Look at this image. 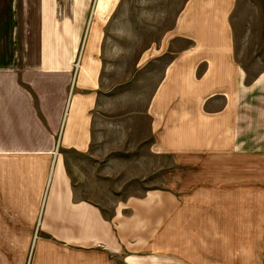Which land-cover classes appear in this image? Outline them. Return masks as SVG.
<instances>
[{
  "label": "crops",
  "instance_id": "crops-1",
  "mask_svg": "<svg viewBox=\"0 0 264 264\" xmlns=\"http://www.w3.org/2000/svg\"><path fill=\"white\" fill-rule=\"evenodd\" d=\"M221 1H186L171 39L189 44L172 49L166 88L140 113L167 172L109 203L94 196L104 187L73 185L67 166L104 128L99 60L90 39L78 50L82 17L61 23L42 1L36 58L0 68V264L15 257L4 243H32L24 264H264L259 103L243 108Z\"/></svg>",
  "mask_w": 264,
  "mask_h": 264
},
{
  "label": "rangeland",
  "instance_id": "rangeland-1",
  "mask_svg": "<svg viewBox=\"0 0 264 264\" xmlns=\"http://www.w3.org/2000/svg\"><path fill=\"white\" fill-rule=\"evenodd\" d=\"M42 1L0 0V68L7 67L13 57L36 58L39 27L35 16ZM186 1L107 0L98 10V0H44L61 23H71L75 14L82 17L78 50L90 39L91 55L99 60V109L104 117L100 114L96 123L104 128L99 138L93 130L94 143L88 153L73 151L71 161L67 160L73 185L104 187L94 195L98 200L109 203L160 182L158 169L163 166L162 172H167L169 168L168 156L151 153L149 118L140 113L153 90H165L166 85L157 84L173 56L172 49L189 44L171 39ZM223 2L235 56L246 73L242 105L250 108L252 101L259 103L260 129L254 141L264 143V0H224L220 5ZM28 244L32 245L4 243L5 256H11L8 250L15 247L14 259L5 258L4 264H24L28 251L23 247Z\"/></svg>",
  "mask_w": 264,
  "mask_h": 264
}]
</instances>
